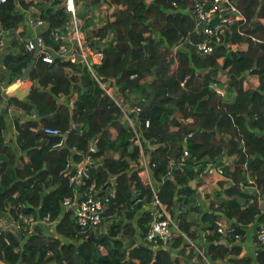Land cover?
Here are the masks:
<instances>
[{"label":"trees","instance_id":"1","mask_svg":"<svg viewBox=\"0 0 264 264\" xmlns=\"http://www.w3.org/2000/svg\"><path fill=\"white\" fill-rule=\"evenodd\" d=\"M194 1L75 0V4L82 5L81 17L95 4L104 2L108 7L105 27L99 33L110 31L114 39L106 47L103 64L96 67V72L101 77L119 79L127 100H147L140 120L143 124L150 121L146 138L160 144L152 155L157 179L168 172V156L179 155L176 142L194 133L188 142L191 158L174 180L161 187L160 200L171 213L175 214L180 204L193 203L196 191L192 183L201 172L209 165L223 166L225 156L232 159V168L225 166L226 179L218 183L217 193L210 192L206 183L198 185L212 206L202 221L210 231L207 255L215 263L241 252L238 245L229 249L228 244L221 243L217 222L223 218L219 213L232 222V234L226 240L233 244L235 235L243 234L241 226L255 222L259 216L264 219L258 196L252 201L240 190V185L245 184V172H250L264 194V0H242L240 9L248 25L233 26L227 38L229 45L206 57L199 56L194 48L205 37L195 32L194 19L184 12ZM33 9L50 29L63 28L69 21L63 0H7L0 5V24L14 35L27 21L22 11ZM255 17L257 21L253 22ZM20 38H26L24 32ZM12 45L19 49L18 54L0 50V85H13L25 71L37 85L24 99L8 98V106L27 117L17 122L15 147L6 141L7 120L5 114H0V216L9 210L16 218L21 214L36 220L48 215L52 219L63 217L56 238L44 235L40 228L27 238L3 233L0 264H180L168 249L152 250L126 241V236L136 233L134 223L143 237L147 233L152 217L148 212L139 217V213L143 201L151 203L153 195L131 167L139 151L132 147V132L122 124L121 112L114 102L103 95L86 69L46 63L35 53H27L16 36ZM252 79L258 80L256 87H249ZM215 87L226 88L231 102ZM74 91L78 99L76 110L71 112L58 99L62 95L69 98ZM34 113L38 120L31 119ZM189 119L193 122L187 124ZM40 128L68 133V147L85 154L96 145L92 155L102 158V164L93 168L90 182L102 188L111 176L116 177L117 193L111 212L120 205L129 209L121 215L122 222L112 226L111 239L89 241L93 232L80 233L74 212L62 214L63 201L74 196L62 174L70 151L55 149L58 139L44 135ZM228 179L233 183H228ZM239 197L245 200L244 204ZM125 219L129 221L126 224ZM178 222L189 241L194 240L195 224L185 216H180ZM117 235L122 238L117 239ZM171 246L183 250L190 247L182 237ZM263 248L256 260L258 264H264ZM230 262L254 264L249 258Z\"/></svg>","mask_w":264,"mask_h":264},{"label":"built area","instance_id":"2","mask_svg":"<svg viewBox=\"0 0 264 264\" xmlns=\"http://www.w3.org/2000/svg\"><path fill=\"white\" fill-rule=\"evenodd\" d=\"M241 1L195 0L191 8L184 10L185 13H188L194 19L196 23L195 32L201 33L205 37L204 41L194 45L199 56H211L219 47H226L228 44L227 38L232 32L233 26L248 25L246 17L240 9ZM6 2L7 0H0V5ZM104 5L105 12L99 11V13L95 14L100 17L101 22L94 19L96 23L94 26L90 22V19L93 20L90 12L85 17L79 15V11L82 10L81 4L76 6L75 0H67L66 3L63 0V8L69 15V21L63 28L50 29V26L43 19H40L37 10L26 11V19L34 30V34L31 37L21 38L20 43L24 46L27 53H35L37 47H39L40 50L36 58H41L46 63L54 64L59 62L60 64H71L72 66L86 69L104 93L103 95L112 100L114 105L120 110L122 124L126 125L132 132V147L137 148L139 151L138 159L132 168L138 171V176L142 183L150 188L153 195L151 204L156 208L155 213L152 215L149 229L144 236L146 246L156 250L162 247L159 242H166V245L170 240L182 237L189 243V248L194 249L196 246L181 231L178 220L172 216L171 211L161 202L159 197L162 185L168 180H174L178 170H182L191 158L188 142L194 133L190 132L184 139H179L176 142V151L179 152V155L170 154L168 156V172L161 176L160 179H157L155 177L156 164L152 161V155L160 147V144L146 138V131L150 127V121L146 120L145 124H143L140 120V114L143 112L147 100L143 97L139 99L133 97L127 100L122 94V85L119 79L101 77L96 72V67L103 64L106 47L114 39V34L110 31L104 32L103 35L99 33L105 27L108 7L105 3ZM36 14L37 17L35 16ZM88 21L90 27L86 31L85 27ZM256 21L257 17H255L253 22ZM200 25H204L202 31L199 30ZM1 30H3V27L0 24V32ZM238 32L240 35H244L241 28L238 29ZM0 50L15 55L19 53V49L14 48L12 43L6 45L5 41L0 42ZM25 73L27 72L25 71ZM25 73L24 77L26 78L24 80L18 79L16 83L30 82L32 84L30 75L27 78ZM75 97L72 94L69 98L62 95L58 102L60 104L65 103L69 106L71 112H74L77 101L74 99ZM26 119L27 117L24 116L23 120ZM31 119L38 120L36 113L32 114ZM192 122V119L186 121L187 124ZM73 127H76V125L73 124ZM40 131L48 137L58 139V142L54 145L55 149H68L70 151L67 166L62 174L67 178L70 187H72L74 196L65 198L62 207L65 212L71 209L74 210L75 224L79 228L80 233L98 230L93 232L95 234L99 232L108 220L111 222L109 230L112 229L113 225L120 224L122 222L121 215H125L129 209L125 205H120L117 207V211L111 212L112 201L117 193L116 180H109L106 186L102 188H99L96 183L90 182L91 171L93 168L100 166L102 160V158L96 159L92 155V152L96 151V145H93L91 151L85 154L76 147H68V133L54 128H40ZM222 161L224 165L220 167L209 165L205 174L214 173L225 178V166H228L227 163L232 162V159L225 156ZM199 190L204 193L203 187L199 188ZM143 202L146 204L145 200ZM62 217L52 219L48 215L45 218L36 220L32 216L24 214L16 218L9 212L8 219L0 218V238L3 233L22 236L31 235L40 225L57 228ZM217 225V231L223 239L228 238L232 234L231 224L226 219L219 220ZM119 238H122V235ZM235 239L239 241L240 235H235ZM257 241L261 247H264V227L258 232ZM6 242H9L8 238H6ZM197 253L200 254V251H197ZM200 255L207 261L204 254Z\"/></svg>","mask_w":264,"mask_h":264},{"label":"crops","instance_id":"3","mask_svg":"<svg viewBox=\"0 0 264 264\" xmlns=\"http://www.w3.org/2000/svg\"><path fill=\"white\" fill-rule=\"evenodd\" d=\"M26 1H31V0H26ZM18 8L20 9V7L18 6ZM93 9V8H92ZM100 12H105V5L103 2H101L100 7L97 8L96 10V14ZM24 13H26V11H22ZM191 16V15H190ZM192 17V16H191ZM100 20V19H99ZM4 30V29H3ZM1 30L0 32V42H4L6 43V45H9L13 42L14 37L16 36L17 38H20V33L24 32L26 37H31L34 34V30L32 29V27L29 25L28 21L25 22L24 26H21L19 28V30L13 35L12 31H3ZM11 33V34H10ZM243 48V46H242ZM0 68H3L0 65ZM25 75L27 76V78H29L28 74L25 73ZM24 77V76H23ZM26 77L21 78L22 80H24ZM32 81V80H31ZM251 81V77L248 79L246 86L248 87V82ZM25 83V82H24ZM30 83V82H29ZM252 85L254 84L255 86H249V87H256L258 85V80L257 79H252ZM14 84H18V83H14ZM13 84V85H14ZM31 84V83H30ZM35 85V82L32 81V84L30 85V89ZM12 86H6L5 83L3 85H0V97H2L3 101L1 102L0 105V114H5L6 120H7V130L5 131V138L6 141L10 144H12V146H16L15 143V137L18 133L17 131V122H23L24 116L21 112L17 111L16 109H14L11 106H8V98L10 97H14V95L8 94V88ZM215 89L217 90V92L228 102H231V98H229V95L227 93L226 88H219V87H215ZM72 96H76L74 99L77 100L78 98V93L77 92H73ZM18 98V97H17ZM13 109V110H12ZM19 114L16 117L14 116V114ZM135 162L131 163V167L134 165ZM101 164H102V160H101ZM228 166H230V168H232L233 162H229L227 163ZM246 171V170H245ZM199 178H197V182H195V184L192 183L194 190L196 191L195 197H194V201L192 204L190 205H186V204H180L179 208L177 209L176 213L172 214V216L178 220V218H180V216H185V218L189 221L195 224V227L193 228V230L196 233V238H194V240L192 239V243L196 246V248H194L193 250H191L189 247L185 250L179 248H172V244L174 240H170L166 245V242L162 241L161 246L164 249H168L173 258H177L180 261V264H232L231 262L229 263V261L232 259H242V258H249L252 261H254V264H258L256 262L260 251L263 247H261L258 244L257 241V236H258V232L260 231V229L262 227H264V219H260L261 216H259V218L246 226H241L243 234L240 236V240L239 241H235V243H228V241L226 239L222 238L221 243L226 245L228 244L229 249H232V247H235V245H238L241 248V252L240 255H229L225 260L222 261H217L215 263H213L211 261V259L209 258V256L207 255V249H208V243H207V236L209 235L210 231L207 229L208 225L206 223H204L202 221V217L205 213H210L211 212V204L206 201V196H205V192L202 193L200 192L199 188L202 187H198L199 184L201 183H206L209 188H210V192L212 193H217L219 191V186L218 183L222 180H224L225 178H223L222 176L218 175V174H205V172H201V174H199ZM245 184L242 183L240 185V190L246 194L247 196L253 198L255 196H258L259 199V206L261 208L262 214H264V194H261V191L258 189V187L255 184V178L253 175H251L250 172H245ZM109 180L111 181H115L116 177H110ZM194 182V181H193ZM228 183L232 184V181H228ZM215 200V197H214ZM239 200L244 204L245 200L241 197H239ZM73 212L74 210L71 209ZM70 211V210H69ZM156 208L151 204V203H146L143 204V208L142 211H140L139 213V217L144 213V212H148L151 217L152 215L155 213ZM66 213L64 208L62 207V214ZM220 215V213L218 214ZM221 216V215H220ZM9 217V210H6L4 212V214L2 216H0V218H7ZM222 218H224V216H221ZM225 219V218H224ZM227 220V219H226ZM228 221V220H227ZM129 221H125L124 224L128 223ZM110 220H108V222L105 223V225L103 227H101V229L99 230V232L95 233V237L97 238H103L105 236H108L109 239L110 236V232L111 230H109V226H110ZM230 224H232V222H229ZM134 227H136V233L134 234H130L128 236H126V241L128 242V244H132L134 243L135 246H146L145 242H144V237L142 235V231L137 227L136 223L133 224ZM40 228L43 232L44 235L48 236V237H59V235L57 234V228L54 226H45V225H40ZM36 228V229H37ZM35 229V230H36ZM34 230V232H35ZM17 237L22 236V235H16ZM28 235H24L25 238H27ZM120 235H117V239ZM108 240V239H106ZM189 244V243H188ZM193 248V247H192ZM197 251H200V254H204L207 258V261H205L202 256L197 253ZM264 251V248H263ZM3 264V263H2Z\"/></svg>","mask_w":264,"mask_h":264},{"label":"rangeland","instance_id":"4","mask_svg":"<svg viewBox=\"0 0 264 264\" xmlns=\"http://www.w3.org/2000/svg\"><path fill=\"white\" fill-rule=\"evenodd\" d=\"M104 3V2H103ZM100 4L101 3H99V4H95V5H93L92 6V8L93 9H91V8H89L88 9V11H87V13L90 11V14L92 15V17H93V20L92 19H90V22L92 23V26H94L96 23L94 22V19L95 20H98L99 22H101L100 20H99V16H97V15H95L96 14V10H97V8H99L100 7ZM81 8H82V5H81ZM87 10V9H86ZM90 26H89V21L87 22V25H86V27H85V30L86 31H88V28H89ZM30 83L29 82H26V83H23V84H14V85H12V86H10L9 88H8V94H11V95H14V97H18L19 99H24L26 96H27V94L29 93V91H30ZM15 109V108H14ZM13 110V109H12ZM17 115H19V114H14V116L16 117ZM96 231H98V230H94V231H92V232H96Z\"/></svg>","mask_w":264,"mask_h":264},{"label":"water","instance_id":"5","mask_svg":"<svg viewBox=\"0 0 264 264\" xmlns=\"http://www.w3.org/2000/svg\"><path fill=\"white\" fill-rule=\"evenodd\" d=\"M66 2H67V0H64V3H66ZM203 28H204V25H200V26H199V30H200V31H202ZM39 50H40V48L37 47V49H36V51H35V55H36V57H37V53L39 52ZM60 108H61V105H59V107H58V109H57V112L60 110ZM57 112H56V113H57ZM195 182H196V181H194L193 184H195ZM220 215H221V216H224L222 213H220ZM104 239H109V237H108V236H105V237H103V238H97V237H95V235L93 234V235L90 236L89 241H93V242H95V243H99V242L103 241Z\"/></svg>","mask_w":264,"mask_h":264}]
</instances>
